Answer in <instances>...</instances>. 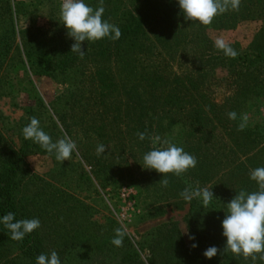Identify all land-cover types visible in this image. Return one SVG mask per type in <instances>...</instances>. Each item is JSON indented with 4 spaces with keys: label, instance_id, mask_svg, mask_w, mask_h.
<instances>
[{
    "label": "rangeland",
    "instance_id": "rangeland-1",
    "mask_svg": "<svg viewBox=\"0 0 264 264\" xmlns=\"http://www.w3.org/2000/svg\"><path fill=\"white\" fill-rule=\"evenodd\" d=\"M61 3L62 0H0V146L9 153L17 152L28 112L40 121L53 141L67 135L65 124L77 144L71 158L60 162L30 141L31 148L22 157L23 184L18 200L28 219L35 217L41 222L34 231L41 253L56 251L62 264H170L178 242L190 244L192 202L180 196L168 175L167 187H161L162 175L142 168L146 152L134 139L138 133L135 116L140 115L135 96L141 91L136 70L159 68L169 79L184 75L201 78L206 84L203 94L219 106L222 116L237 113L235 120L228 118V129L236 131L228 141L233 148L230 157H221L220 172L235 162L237 152L248 150L238 127L244 116V129L257 136L254 149L249 148L246 154L264 157V91L261 94L259 90L264 86V62L247 58L254 73L241 111L236 103L243 95L238 94L244 86L239 82L243 77L234 76L236 64L242 62L237 57L253 53L264 60V0L240 1L238 10L224 12L228 15L234 11L235 16L222 18L220 27H213L212 21L207 26L191 22L175 28L178 18L161 19L154 28L156 32L144 37L136 35L135 41L123 44L120 53L112 58L107 51L116 48L105 45L108 38L81 42L83 58L71 52L75 41L62 25ZM86 3L95 9L101 0ZM117 3L119 0H103V19L109 23L115 19L113 8ZM217 38H223L238 52L235 58L239 62L231 64L225 58L215 47ZM100 45L101 49L97 47ZM100 50L105 57L99 56ZM102 68L112 69L118 89L112 102L122 104L111 128L101 124L99 114L105 109L96 103L101 87L97 70ZM110 102L111 99L105 106ZM160 105V101L154 107L148 105L157 111L153 129L158 127L162 139L184 147V139L178 136L180 124L170 126ZM178 116L174 113L172 119L176 121ZM122 131L123 143L113 138L114 132ZM128 131L131 144L126 137ZM98 144L105 146L103 154L97 155ZM117 228L126 233L121 247L111 243ZM208 229L204 226L205 233ZM206 243L207 240L203 244ZM0 264H27L17 247L1 234Z\"/></svg>",
    "mask_w": 264,
    "mask_h": 264
},
{
    "label": "trees",
    "instance_id": "trees-1",
    "mask_svg": "<svg viewBox=\"0 0 264 264\" xmlns=\"http://www.w3.org/2000/svg\"><path fill=\"white\" fill-rule=\"evenodd\" d=\"M6 6L7 12H9L10 5L7 3ZM113 9L115 19L112 24L119 27L121 36L116 40L110 38L106 40L105 45L107 47L116 48L115 51L108 49L107 53L111 58L113 54L118 55L120 53V47L123 44L135 41L136 35L139 34L144 37L146 33L156 32L154 28L158 26L161 19H171L173 17L174 20L178 18L179 23L175 24V28L179 25L184 26V24L192 22L184 18L176 0H119V3ZM227 16L234 17V11L228 15L222 13L215 16L212 20L214 21L212 23L213 27L222 26V18ZM101 45L97 47L101 49ZM99 56L105 57L104 51L100 50ZM252 57L256 60L258 59L261 63L264 62L263 59H260L261 56L259 54L254 56L253 53L237 57L238 60H242L241 64H236L239 62L236 58L225 57L230 60L231 64H236L234 76L237 78L243 77L239 82L242 81L244 86H239L238 93L240 96V93L243 95L236 103L240 111L246 106V101L248 100L247 96L249 93L248 90L246 91L250 86L248 81L249 79H253L251 77L254 73V70H251L253 64L247 59ZM97 73L101 87H98L100 92L96 95V103H99L100 106L102 105V110L105 109L101 112L102 114H99V119L102 125H108L111 128L117 121L122 107L121 102L117 104L115 96H113L118 92L117 84L115 85L114 83L111 68L99 69ZM136 73L139 76L141 84L139 89L141 91L139 90L140 93L135 96L137 98V102L135 103L136 108L140 110V115L135 116V125L138 133H146V138L143 141H140L138 136L134 138L135 140L137 139L138 146L143 148L144 152L151 150L153 144L150 137L159 135L158 127L156 126L157 130L152 127L155 123L157 111L150 109L148 105L154 107L153 104H157L160 101L161 114L168 116L169 125L171 126L173 123L180 124L178 136L184 139V150L197 158L195 168L189 169L180 176L168 174L170 180L174 182L173 187L179 193L188 185L211 188L215 198L207 207H202L201 202L197 199L191 200L188 227L189 235L195 236V240L190 241V244L187 246L184 243L178 242V246H176L175 252L169 260L170 264H264V258H261L259 254L253 260L251 257L246 258L243 255H236L230 251L223 252L225 238L221 235L222 229L220 227V222L226 213L225 205L231 198L240 190L249 192L257 190L258 186L255 181L250 179V173L257 167H264V157L257 159L254 156L248 157L246 154L249 152V148L257 144V136L254 135V131L248 129L240 131V139L243 140L244 147L248 150L246 153L237 152L239 156L235 157V162L227 166L224 172H220L219 166L223 164L221 157L224 156V158L228 159L230 153L233 151L228 141L235 134L236 130L231 131L228 129V118L222 116L219 106L210 97L203 94V91H206L203 88L205 84L204 80L201 78L199 80L191 78V75H184L183 77L174 76L173 79H169L160 73L159 68H143L140 71L136 70ZM259 90L260 93L263 92L264 86L260 87ZM148 91L150 92L149 99H151L152 103H149L147 100ZM110 99L111 102L108 106H105ZM112 99H115L114 102H112ZM128 101L130 102V98ZM79 107L85 108L82 105ZM105 107L109 108V110L107 111ZM128 108L129 106H127ZM174 113H178L179 115L176 121L172 119ZM27 114L28 119L25 126L29 123L30 118L35 117L31 112ZM64 127L67 135L71 137L72 134L69 127L65 124ZM162 130L163 128L160 131ZM19 135L22 145L17 152L9 153L4 147L0 146V216L13 212L16 219H28L25 207L20 204L17 195L23 184V178L20 176L21 172H23L22 157L25 155L24 151L31 148V140H26L22 131ZM129 136L131 135L128 131L126 137L129 144H131L130 141L132 140L133 142V139L131 138L130 140ZM107 138L109 137L107 136ZM113 138L123 143V131L119 133L114 132ZM115 140L110 141L113 142ZM106 141H109V139ZM37 145L36 148L38 149L39 144ZM84 160H87V158L85 157ZM100 169L103 170V166ZM220 182L221 184H219ZM219 186L223 187L224 191L220 190ZM204 226L205 228H209L206 233L204 232ZM0 231L3 239L9 240L17 247L22 260H25L27 264H35L36 257L41 254V250L34 232L26 235L22 241H14L10 238L8 230L2 225H0ZM214 232H218L216 236H210ZM205 240H207L206 245L203 244ZM192 243H196L198 246L192 248L190 246ZM210 246H216L220 251H218L216 256L208 259L203 256V252Z\"/></svg>",
    "mask_w": 264,
    "mask_h": 264
},
{
    "label": "clouds",
    "instance_id": "clouds-1",
    "mask_svg": "<svg viewBox=\"0 0 264 264\" xmlns=\"http://www.w3.org/2000/svg\"><path fill=\"white\" fill-rule=\"evenodd\" d=\"M180 11L186 20L196 21L207 26L213 18L229 9L238 10L240 0H176ZM103 0L95 9L86 3V0H62L60 5V18L67 35L75 42L71 46V52L77 53L83 58L85 52L81 50V42L99 41L104 38L119 39L121 32L118 26L103 19ZM215 47L221 50L225 56L235 58L238 52L223 38L215 40ZM236 112H229L228 118L235 120ZM247 124L244 116L238 125L243 130ZM22 134L26 140H31L40 145L46 152L53 154L57 161L69 160L73 152L77 151V144L71 137L65 135L56 141L40 126V121L32 117L29 123L22 128ZM140 141L145 140L146 133H137ZM153 147L142 156V168L154 170L162 175L161 187H167L168 174L180 176L193 169L197 165V158L186 152L183 147L177 146L170 140L162 139L159 135L150 137ZM159 145V146H156ZM105 152V146L98 144L97 155ZM250 179L257 184V190H240L225 205L226 213L220 222L221 235L225 238L224 251H230L236 255L257 258V254L264 258V167H257L250 173ZM180 196L185 201L197 199L202 207H207L214 198L211 188H201L188 185ZM0 225L10 233L14 241H22L26 235L31 234L41 227L39 218L16 219L15 213L8 212L0 216ZM122 228L115 229L111 240L112 245L121 247L125 237ZM189 240L194 241L195 236L189 235ZM192 248L198 245L192 243ZM218 249L210 246L203 252L205 258L216 256ZM35 264H62L56 251L41 253L36 257Z\"/></svg>",
    "mask_w": 264,
    "mask_h": 264
}]
</instances>
